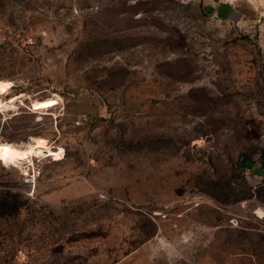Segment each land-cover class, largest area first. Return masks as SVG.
<instances>
[{"label": "rangeland", "instance_id": "1", "mask_svg": "<svg viewBox=\"0 0 264 264\" xmlns=\"http://www.w3.org/2000/svg\"><path fill=\"white\" fill-rule=\"evenodd\" d=\"M2 81L0 264H264V0H0Z\"/></svg>", "mask_w": 264, "mask_h": 264}, {"label": "bare ground", "instance_id": "2", "mask_svg": "<svg viewBox=\"0 0 264 264\" xmlns=\"http://www.w3.org/2000/svg\"><path fill=\"white\" fill-rule=\"evenodd\" d=\"M0 88L3 93L11 90V84L9 82H0ZM23 94H16L11 97L0 100V108L11 110L15 106V102L22 97ZM53 104V101L49 100L47 105ZM44 151H50L47 141L44 138H38L35 142L28 143L26 146L21 147L11 143H6L0 140V158L5 164H10L13 158L17 161H24L32 163V158L36 154H42Z\"/></svg>", "mask_w": 264, "mask_h": 264}, {"label": "trees", "instance_id": "3", "mask_svg": "<svg viewBox=\"0 0 264 264\" xmlns=\"http://www.w3.org/2000/svg\"><path fill=\"white\" fill-rule=\"evenodd\" d=\"M11 195L12 194H10V193L0 195V205H2V204H4L5 206L11 205V202L9 201V197ZM13 198H15V197H13ZM12 205H14V206L18 205L19 206V202H17V200L14 199Z\"/></svg>", "mask_w": 264, "mask_h": 264}]
</instances>
